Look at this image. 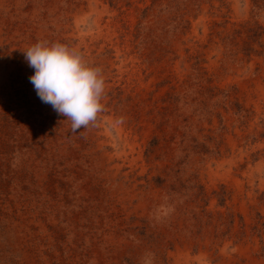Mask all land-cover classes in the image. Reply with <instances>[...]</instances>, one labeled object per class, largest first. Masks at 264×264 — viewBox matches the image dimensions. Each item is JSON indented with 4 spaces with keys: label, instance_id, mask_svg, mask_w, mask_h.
Here are the masks:
<instances>
[{
    "label": "rangeland",
    "instance_id": "obj_1",
    "mask_svg": "<svg viewBox=\"0 0 264 264\" xmlns=\"http://www.w3.org/2000/svg\"><path fill=\"white\" fill-rule=\"evenodd\" d=\"M39 41L102 69L94 125ZM0 229V264H264V0H0Z\"/></svg>",
    "mask_w": 264,
    "mask_h": 264
},
{
    "label": "clouds",
    "instance_id": "obj_2",
    "mask_svg": "<svg viewBox=\"0 0 264 264\" xmlns=\"http://www.w3.org/2000/svg\"><path fill=\"white\" fill-rule=\"evenodd\" d=\"M33 68L30 77L38 97L71 122V131L94 125L105 105V79L102 69L91 66L83 54L62 43L39 41L24 50ZM143 264H152L146 254Z\"/></svg>",
    "mask_w": 264,
    "mask_h": 264
},
{
    "label": "bare ground",
    "instance_id": "obj_3",
    "mask_svg": "<svg viewBox=\"0 0 264 264\" xmlns=\"http://www.w3.org/2000/svg\"><path fill=\"white\" fill-rule=\"evenodd\" d=\"M0 230H1V229H0ZM7 231H8V230H7ZM19 231H20V230H19ZM19 231H18V232H19ZM11 240H12V239H11ZM28 260H29V259H28ZM3 261H4V260H3ZM19 261H20V260H19ZM4 264H5V263H4Z\"/></svg>",
    "mask_w": 264,
    "mask_h": 264
}]
</instances>
